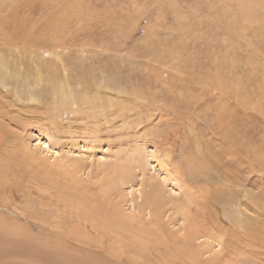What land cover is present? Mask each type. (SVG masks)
Masks as SVG:
<instances>
[{"label":"rangeland","instance_id":"obj_1","mask_svg":"<svg viewBox=\"0 0 264 264\" xmlns=\"http://www.w3.org/2000/svg\"><path fill=\"white\" fill-rule=\"evenodd\" d=\"M0 69V264H190L132 240L147 184L158 235L181 207L210 264H264V0H0Z\"/></svg>","mask_w":264,"mask_h":264},{"label":"bare ground","instance_id":"obj_2","mask_svg":"<svg viewBox=\"0 0 264 264\" xmlns=\"http://www.w3.org/2000/svg\"><path fill=\"white\" fill-rule=\"evenodd\" d=\"M54 50V49H53ZM46 53V52H45ZM13 59V58H12ZM2 61V60H1ZM3 63V61L1 62ZM2 66V65H1ZM20 66V65H19ZM6 67V66H5ZM1 70V69H0ZM37 70V69H36ZM3 71V70H1ZM52 71V70H51ZM40 72V71H39ZM35 73V72H34ZM19 74V73H18ZM36 74V73H35ZM37 78V77H36ZM37 80V79H36ZM36 82V81H35ZM38 84V83H37ZM247 151V150H246ZM55 154V153H54ZM57 155V154H56ZM58 159V158H57ZM155 160V159H154ZM54 161V160H53ZM56 161V159H55ZM190 162V161H189ZM62 163V162H61ZM212 163V162H210ZM57 164V163H56ZM194 164V163H193ZM214 164V163H213ZM68 166V165H67ZM121 166V164H120ZM162 166V165H161ZM197 166V165H196ZM207 166V164H206ZM65 167V166H63ZM193 167V166H192ZM67 168V167H66ZM69 168V166H68ZM195 168V167H194ZM199 168V167H198ZM124 168L121 167V169L119 170L120 172H122L121 170H123ZM207 170V169H205ZM81 170H78L77 167L76 169L74 170H70V173L74 176L78 175L80 173ZM194 171V170H193ZM196 171V170H195ZM199 171V170H198ZM113 173V172H112ZM96 175V174H95ZM119 175V174H118ZM196 175V174H195ZM88 176V175H86ZM80 177V176H79ZM123 176H119L117 179L116 178H112V179H109L108 182H103L100 187V191L98 193V195L96 196L99 203L96 202V203H92L91 205H88L87 203L85 204L83 201H82V204L80 203L81 207H80V211H81V216L79 219H77L78 222H88L91 226V228L93 229L94 227H96L98 229V234H102L103 231L105 230V227L103 226L104 224L102 223V225L98 224L97 225V220L98 218H101L99 217L101 214H103V212L100 214V206H102L103 202L106 201V204L105 206L103 207L102 206V210L105 212V214H107V206L108 205L107 203H109L110 205V202H108V199L110 200L111 196L109 197L110 194H112V192L114 191V189H116V187L119 185L117 182H123L122 181V178ZM89 178H91L89 176ZM96 179V176L94 177ZM126 178V177H125ZM124 178V179H125ZM226 178V177H225ZM78 179H81L82 182L83 179L80 177ZM123 179V180H124ZM165 179H166V175H163V182H165ZM85 180V179H84ZM126 180V179H125ZM80 181V180H78ZM88 181H92V180H87L86 182ZM128 182V180H126ZM80 182V183H82ZM93 182V181H92ZM89 184V182H88ZM164 184V183H163ZM90 185V184H89ZM150 185L151 184H147L146 188H147V191L146 190H142L140 188H137L136 190H134L135 194L137 195L136 198L133 200L131 199L130 200V205H131V209L128 210L127 215L125 218H126V221L128 220L129 223H135V224H129V228H128V231H131L134 233L133 237H132V240L136 241L138 239V242H141L144 243V248H143V254L144 256L146 254H148V256L150 255H155L154 253H158L160 255L159 252H161V250L163 248H161L159 250V252L157 251V249H155V246L160 243L163 247H165V251L167 253H170L171 255H175V256H178L180 254H182V257H186L185 260L188 259V261H190L191 263L190 264H210L209 260L206 261V258H208L207 256L209 255L207 253V249H206V242L205 239H207V236L203 235L199 228L195 225V223H193V220L192 217H191V211H184L181 209L180 207V210H179V214L183 215L184 219L183 218H180L181 219V222H183V224L181 225V229L180 230H177V231H174L173 234L171 235H158L155 231H158V228L160 226V220L162 219V217L165 215L166 213V208L168 207L169 203L167 202L166 203V198L162 195H160L157 191L156 188L152 187L150 188ZM140 186V185H139ZM90 191V190H89ZM248 192V191H247ZM191 194V193H190ZM91 195V194H90ZM114 196V195H113ZM191 196L194 197L193 194H191ZM251 196V195H249ZM92 198H90L91 201L95 202L93 198L94 196H91ZM134 197V196H133ZM132 197V198H133ZM248 197V196H247ZM114 198V197H112ZM250 198V197H249ZM252 198V197H251ZM190 199V198H189ZM194 200V198H192ZM254 200V199H253ZM85 205H84V204ZM108 205V206H109ZM129 205V206H130ZM174 205V204H173ZM256 205V204H255ZM110 207V206H109ZM173 210H176L178 211L179 207L178 205H174L172 206ZM184 207V206H182ZM111 208V207H110ZM109 208V209H110ZM129 208V207H128ZM185 208L188 209V207L185 206ZM170 209V208H169ZM190 209V208H189ZM111 210V209H110ZM168 210V209H167ZM125 211V210H123ZM120 212V211H119ZM169 213V211H168ZM169 215V214H166V216ZM78 216V217H79ZM124 216V215H123ZM143 216L144 219H147L148 220V223L144 226L142 225L141 223L138 224L136 223L137 221H139V218ZM186 216V217H185ZM81 217H83L81 219ZM110 217V216H109ZM118 217V216H117ZM116 217V218H117ZM112 218V217H110ZM114 218V217H113ZM123 218V217H122ZM194 218V217H193ZM150 219V221H149ZM118 220V218L116 219ZM237 220V219H236ZM121 221V220H120ZM111 222V221H110ZM187 223V226L185 225V223ZM238 222V221H237ZM236 222V223H237ZM235 223V225H236ZM114 224V223H113ZM122 224V223H121ZM124 224V223H123ZM238 225V228L239 229H242L244 231L245 227H241L240 226V223L238 222L237 223ZM118 224H116L117 226ZM244 226V225H243ZM83 227V226H82ZM95 228V229H96ZM80 225L79 223L77 224V226L74 225V229H73V232L72 233H77L79 232V235L81 234L82 235V232L80 231ZM110 230V229H109ZM111 231V230H110ZM127 231V233H128ZM247 232V231H246ZM136 233V234H135ZM205 233V232H204ZM117 235L118 233L115 232L114 235ZM157 234V235H156ZM249 234V232H248ZM120 235V238H119V242H122L123 240V243L125 241V239L127 240V234H126V231L124 233H121L119 234ZM253 234L250 235H246V237L248 238V236L250 237H253L252 236ZM77 236V235H76ZM159 238H157V237ZM82 237V236H81ZM87 237V236H86ZM131 237V236H130ZM128 237V238H130ZM88 238V237H87ZM117 238V237H116ZM153 238V239H152ZM210 239V238H209ZM226 239V237H225ZM83 240V237L80 239V241ZM152 240H154L155 242L152 244V248H150V245H151V242ZM199 240H203L202 242H199ZM224 241V240H223ZM222 241V238L221 239H218V243L219 244H224V242ZM87 242V241H86ZM226 242V241H225ZM230 242V241H229ZM253 242V241H252ZM122 243V244H123ZM159 244V246H160ZM231 244V243H230ZM229 245V244H228ZM116 246V245H115ZM123 246V245H122ZM97 247V246H95ZM98 248V247H97ZM118 249V248H117ZM123 249V247H122ZM123 251V250H122ZM121 251V252H122ZM142 251V250H141ZM165 252V253H166ZM120 253V252H119ZM141 253V252H140ZM164 253V252H163ZM115 254H118V253H115ZM112 255V254H111ZM184 255V256H183ZM119 256V255H118ZM147 256V257H148ZM205 256V258H204ZM130 257V256H129ZM164 257V256H163ZM169 257V255H168ZM172 258V257H171ZM170 258V259H171ZM177 258V257H176ZM175 258V259H176ZM155 259V258H154ZM160 259H161V255H160ZM145 260V258H144ZM146 260H148L146 258ZM145 260V261H146ZM158 260V259H157ZM166 260V258L164 259ZM168 260V259H167ZM172 260V259H171ZM163 261V260H161ZM206 261V262H205ZM141 262V261H140ZM166 262V261H165ZM187 262V261H186ZM212 262V261H211ZM189 263V262H188ZM147 264V263H146ZM160 264V263H159ZM167 264V263H166Z\"/></svg>","mask_w":264,"mask_h":264}]
</instances>
